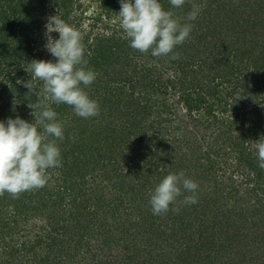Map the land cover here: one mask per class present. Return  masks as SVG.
<instances>
[{
    "label": "rangeland",
    "instance_id": "374dc122",
    "mask_svg": "<svg viewBox=\"0 0 264 264\" xmlns=\"http://www.w3.org/2000/svg\"><path fill=\"white\" fill-rule=\"evenodd\" d=\"M161 3L165 10L171 9L168 0H161ZM11 5H16V1ZM194 5L199 8V15L195 21L190 22L193 29L184 42L186 58L198 50V53L193 55V66L203 62L205 74L211 73L217 77L211 83L213 88L209 95L203 88H199L202 93L198 92L197 86H192L191 83L184 85L185 90H180L179 82L175 83L179 75V51H175V48L166 56L151 57L149 52L141 53L129 46L128 38L118 23L120 1L103 5L99 0H42V7L37 9L41 11L40 14L30 11L29 15L15 14L11 19V37L13 36L17 43L12 45V57L11 52L7 55L12 64L3 71L0 70V81H5L10 86L21 85L23 91L20 94L4 92L0 97V112L4 116L9 111L8 118L19 116L29 122L35 119L33 113L39 114L40 108L37 105L45 103L42 82L32 81L38 95L36 92L30 93L24 84L32 78L28 72L31 61L55 62L56 58L44 47L45 25L48 18L58 12L68 24L82 34L87 67L96 73L95 81L85 88V91L92 99L100 102L97 115L87 119L75 117L79 118V123H73L72 127L90 128L96 121H101V125L105 124V119L102 120L101 116L105 117L109 113L108 105L104 103L100 106L105 94H119L125 98V102L127 97L143 104L145 98L150 99L148 106L152 107L143 124L153 125L145 129V132L150 135L148 139H152L150 143L157 146L158 152L134 156L137 150L132 153L128 151L130 156H124L121 160L118 156H108L111 161L105 172L97 167L87 174V186L95 187L97 197H102V203L99 205L106 206L109 200L119 205L120 201L114 200L116 192L122 186L129 188L128 184L142 179L141 172L156 170V167L150 169L147 162L150 165H158L160 170L165 166L167 157H170L165 155L166 151L173 150V157L176 161L179 159L181 166L186 168L185 172L191 174L199 186L196 192L197 204L202 201L200 205L204 207L202 213L205 214L203 213L204 223L201 225L203 228L198 229L206 230L204 240L198 235L194 241L202 240L201 249L191 248L190 256L183 254L184 260L181 261L180 246H190V243L181 242L180 233H174L176 238L164 236L157 242L158 245L150 247L152 249L148 252H133L132 245L136 241L123 240L126 229L123 225L126 221L134 224L135 212H142V206L148 214L145 223L154 221L155 217L149 204L150 197L145 195L135 212L127 210L125 214V206H121L117 210L115 221L111 216H99V221L108 223L100 226L96 219L92 222L86 220V226L79 229L78 236L74 235L76 229L67 231L61 240H56V246L52 248L50 258L46 261L44 257L49 251L46 241L48 242L51 229L47 224L49 214L47 211L37 213L33 210L25 213L22 207L21 211H17L15 209H20L17 201L22 199L21 193L13 198L5 192L0 194V216H3L0 218V264H92V256L97 261L94 264H171L172 260H177L178 264H264V169L258 167L254 148L256 141L264 140V65L260 61V57L264 56V0H185L182 8L171 10L177 18L182 19L181 23H184L187 13L193 10ZM18 9L16 6L15 12ZM51 35L54 39L59 36L57 32H52ZM195 35L198 39L194 40ZM22 38H25V41L20 43ZM112 38L117 40L110 42ZM101 41H106L103 45L119 51H115V54L113 52L111 56L110 52L107 53L105 60L109 65L99 71L91 67V62L94 61V52ZM193 44L196 47H193ZM245 57L250 60L246 61ZM208 68L210 69L207 70ZM99 77L100 81L97 82ZM125 102L122 101L124 104H130ZM51 106L55 110L56 104ZM254 110L260 114L254 113ZM246 112L250 113L244 116ZM63 116L58 119L64 126L66 121H72L71 117ZM95 119L97 120L94 121ZM238 125L240 130H246L241 141L238 140V135L236 136L239 130L235 128ZM229 129L235 134L233 139H229ZM247 133L251 137H248ZM134 140L135 137H131V141ZM70 142L67 144L57 141L61 150L62 165L47 170L45 188L49 190L60 186L57 182L61 179L59 168L65 172L77 159L79 161L82 158L83 161L80 162L87 160V156H77L78 153L65 154V151H74ZM242 142L246 150L236 151ZM143 146L142 141L140 147ZM169 165L166 164L167 168H170ZM135 168L140 174L130 178H138H121V173ZM54 171L58 173L56 176L53 175ZM170 172L173 171L170 169ZM118 175L124 182L123 185L115 184ZM151 182L153 183H149L146 188H151V185L155 188L157 183L155 180ZM29 192L31 191L25 193ZM128 192L122 196L124 203L131 200L132 191ZM70 199V196H65L64 202L68 203ZM77 200L76 204L80 202L78 198ZM192 205L194 204H186L189 207ZM157 217L154 222L159 225V229H165L163 216ZM118 224L123 228H116ZM75 225L78 226L73 224ZM110 226L115 228L111 235L107 232ZM80 233L83 235L79 236ZM166 239H169L171 244L167 245ZM38 241L41 242L37 243ZM100 243H103L104 250H100ZM124 244L128 245L117 261L108 258V250L113 253L120 251ZM65 255L75 257L72 262L66 263L63 257ZM144 259L148 261L143 263ZM195 259L197 262H194Z\"/></svg>",
    "mask_w": 264,
    "mask_h": 264
},
{
    "label": "trees",
    "instance_id": "16d2710c",
    "mask_svg": "<svg viewBox=\"0 0 264 264\" xmlns=\"http://www.w3.org/2000/svg\"><path fill=\"white\" fill-rule=\"evenodd\" d=\"M13 1H16V5H11ZM99 1L103 5L104 4L108 5L113 1L116 3L120 0H112V1L99 0ZM16 6H18L19 9L15 12ZM41 7H42V0L0 1V70L3 71L5 67H8L12 64L11 59L8 58L9 56L7 55L9 52H11V57H12V48H13L12 45L14 43H17L13 39V36L11 37V32H13V28H12L13 21L11 19L13 15L21 14V16H26L27 14L29 15V13L31 12L40 14L41 11H38L37 9ZM178 19H180V21L182 20L179 17ZM208 32H210V30H208ZM195 39H198L196 35L194 36V40ZM116 40L117 39L112 38L110 42ZM24 41L25 38H22V40H20V43L21 42L23 43ZM103 42L106 41H101V43L100 42L98 43L96 52H94L95 55H93L94 61L91 62L92 63L91 67L99 71H102L103 68L109 65V62L105 60L106 54L110 52V56H111L113 52L115 54V51H119L112 47H107V45L105 44L103 45L102 44ZM192 46L196 47L195 44H193ZM175 51H179V65H178L179 75L177 76V80L175 81V83L179 82V84L181 85L180 90L181 91H183V89L185 90L184 85L187 83H191L192 86H197L196 90H198V92H201L199 88L200 89L203 88L206 90L205 93L209 95V93L213 88V86H211V83L215 81L217 77L211 75V73L205 74L206 73L205 69H203L205 63L203 62H198L199 64L197 66H193L194 65L193 63L195 62L193 55L198 53V50H196L192 56L186 58L187 50L185 44L183 43L181 45L176 46ZM150 56L153 57L151 54ZM244 59L246 61L250 60L249 57H245ZM260 61L261 64L264 65V56L260 57ZM16 63L18 64L19 62ZM209 69L210 68H208L207 70ZM127 77L131 78L129 76ZM99 81H100V77L98 78L97 82ZM131 87L133 88V86ZM9 91L11 93L19 92L20 94L23 91V87L21 85L10 86V84H8L7 82L0 81V97L4 92H9ZM206 94H204V96L207 98ZM104 96H105L103 98L104 101L103 103L100 104V106L102 107L104 103H107L109 110V113L105 117L101 116L102 120L105 119V124L101 125V121L97 122L96 121L97 119H95L94 121H96V123L93 124V127L90 128L81 127L75 129V126L72 127L73 123L74 124L79 123V118H75L79 116H76V114L73 113L74 111L72 110V108L66 104L56 105L55 111L58 113V117L64 115L71 117L72 120L69 122L67 121L65 122V126H64L65 138L62 141H60V143L67 142V144H69V141H71L70 143L73 145L72 149L74 151L71 152L65 151V154L78 153L77 156H82V155L87 156L86 158L87 160H85V162H80L83 161V159L80 158L79 161L77 159V162H73L71 164L72 166L68 168L65 172H62V169L59 168L58 173L59 175H61V179L58 180L57 182L59 183L60 186H57L55 189L49 190L44 186L39 189L30 190L31 192L29 193H25L26 192L25 191L20 195L22 199L24 198L26 199L23 201H21L22 199H19L17 201L20 207V209H15L17 211L18 210L21 211V207H22V209L25 210V213L28 210H33L37 213L41 211L44 212L47 211V214H49L47 215V219H48L47 224L51 226V229L49 231L48 242L46 241V246L49 249V251L47 252L49 254L46 253L44 257L46 261L49 260L50 258L51 255L50 252L52 251V248L56 246L55 245L57 243L56 240L58 239L61 240L62 237L66 235L65 233L71 229L74 230L76 229V232L74 231V235L76 234V236H78L79 229L85 228L86 220L92 222L93 220L96 219V221L100 222V226H102L103 223H108V221H102V222L99 221V216L101 217L111 216L113 221H115L117 210H119L121 206H125L123 209L125 214L127 210H133L135 212L140 205L142 197L145 195H148L150 197V193L152 192V190H154V186L152 185L151 188H146L149 183H153L151 182V180L153 181L155 180V182L158 184L166 175L170 173H179L181 171L184 172L186 177L191 178L193 180L191 174L189 175L188 172H185L186 168L181 166V162H179V159L176 161V158L173 157L174 156L173 154L175 152L169 149L166 151L165 155L170 157H167L166 161L164 162L165 166L161 167L160 170H158V165H153V164L150 165L149 162H147L150 169H152V167H156V170H152V172H149L151 170L141 172L142 179L141 178L137 179L136 182L133 181L132 184H128L129 188H123L122 186L118 190V192L115 191L117 195L114 196V200H119L120 201L119 205H117V203L115 204L113 201L110 200L108 201L109 205L108 204L106 206L99 205V203H102L101 202L102 197L100 196L97 197V194L95 192L96 190L95 187L92 188L87 186L89 183H88V179H86V176L89 172H92L93 169L95 170L97 167L101 169L102 172H105V168L108 166L109 161H111V158L108 156H116V157L118 156V159L121 160L123 159L124 156H130V154H128V151L132 153L133 151L137 150V154H135L134 156H145L147 155V153L152 154L153 152L154 153L158 152L157 146H155L154 144L152 145L150 143L152 139H148L150 135H147L148 132H145L146 131L145 129L151 128L153 125L144 126L143 124V120H145L146 115L149 114L150 110L152 109V107L149 108L148 106L150 99L146 100L145 98L144 99L145 104H143V102L139 101L140 102L139 103L138 101H134L133 98L130 97H127L125 102V98H123L119 94L114 95L112 93V94H105ZM122 101H124L125 103L129 102L130 104L129 105L124 104L122 103ZM97 102L99 105L100 103L99 100H97ZM253 112L256 113L257 115L260 114L257 110H254ZM8 113L7 115L3 116V113L0 112V120L6 121V119L8 118ZM249 113L250 112H246L243 115L245 116ZM231 126L233 128L235 127L234 124H231ZM231 126H229V128H231ZM235 129L239 130L236 136L238 135V140L241 141V139L244 138L243 134L246 133V130L245 131L240 130L241 128L239 129V125ZM230 131L231 129L227 131L229 134V139H233L235 137V134H233V131L232 132ZM251 131H253V129H251ZM247 136L251 137V135L248 133ZM131 137H135L136 140L131 141ZM143 139L146 141H144ZM142 141L144 142V146L140 147ZM239 144L240 145H238L236 151L238 150H239L238 152L245 151L246 148H244L243 145L244 142ZM95 156H99V157L95 158ZM167 163L170 164L169 165L170 168H167L166 166ZM170 169L173 172H170ZM58 173L57 171H54L53 175L56 176ZM138 174L140 173H137L135 168L134 170L127 169L125 172L121 173L120 176L121 178H128L130 180H135L138 177L136 178H130V177L137 176ZM120 176L118 175V181L115 182L116 185H123L124 183L122 179H119ZM75 187L76 189L74 190ZM128 191H132L131 200L130 202L124 203L122 200V196H125V194L129 193ZM78 192H79V196H78ZM65 196H70L71 198L68 203L64 202ZM77 198L80 201L78 202V204H76ZM136 203L138 206L136 205ZM200 203L198 204L196 203L190 207L186 206V204L183 203V196H182L177 199L174 205L170 206V208L171 207L178 208L179 209L178 212L169 210L167 213L161 215H154L153 216L155 217L154 221L158 219L157 216L159 217L163 216L162 220H164L166 224V226H164L165 229H159V225L156 224L154 221L150 223H145V219L148 218L147 217L148 214L143 210L144 207L141 205L142 207H140V209L142 210V212L140 210H137L135 212L134 224H131V222L129 224L128 221L124 222L123 226L126 229L124 232L123 240L131 239L132 241H136V243L132 245L131 250H133V252L139 251L144 253L152 249L150 247L158 245L157 242L159 243L161 241L160 239L163 238L164 236L168 238L169 237L176 238V235L174 233L176 234L180 233L182 240L181 242L185 241L190 243V246H184V247L180 246L182 252L179 253L182 255L179 256V259L182 261L184 260V258H182L183 254H187L188 256H190L189 253L191 252V248H196L200 250L201 247L203 246L201 245L202 242L201 239H198L196 242L194 241L195 237L197 238L198 235L203 240L205 237L206 228L203 230L201 229V231L200 229H198L199 227L203 228L201 225L204 223L203 215L205 214V212H203L204 214L202 213L204 207L200 205ZM28 205H32L33 207L28 208L27 207ZM205 207H207L206 209H208L206 203H205ZM78 210H81V212H78ZM109 213L111 214L107 216V214ZM1 217L3 216H0V218ZM85 217H87L88 219L87 218L85 219ZM119 217L120 215L118 216V218ZM73 222L78 224V226L77 227L76 225L73 226V224H75ZM123 226L121 224H118V226L115 227L116 228L121 227L122 229ZM114 229L115 228L113 226H110L107 229L109 235L113 233L111 231ZM80 234L81 235L79 236L83 235V233ZM104 237H106V235ZM168 241L169 239H166L167 245L171 244ZM39 242L41 241H38L37 243ZM100 244H101L100 250L102 249L104 250L103 243ZM127 245L128 244L122 245L121 250L114 253L110 252L111 250L110 251L108 250V252H106L108 253V258H113L112 260L117 261L122 256L124 249L126 248ZM205 249H209V248H205ZM151 253L152 252H149V254ZM63 257L65 262L67 263L68 261L72 262L73 261L72 258H74L75 256L65 255ZM146 261H148V259L146 260L144 259L143 263ZM96 262H97L96 259L94 258V256H92L90 263L94 264ZM172 262L177 263V260L175 261L172 260L171 264H173ZM194 262H197V259H195Z\"/></svg>",
    "mask_w": 264,
    "mask_h": 264
},
{
    "label": "clouds",
    "instance_id": "9594fccd",
    "mask_svg": "<svg viewBox=\"0 0 264 264\" xmlns=\"http://www.w3.org/2000/svg\"><path fill=\"white\" fill-rule=\"evenodd\" d=\"M120 3L118 23L129 46L141 53L150 52L153 57L166 56L183 44L193 29L190 22L199 15V8L194 5L187 13L186 22L181 23L171 9L182 8L185 0H168L169 10L164 9L161 0H120ZM45 27L44 47L56 58L55 62L31 61L28 72L32 78L24 84L30 93L38 95L32 81H41L45 103L37 105L40 112L33 113V122L19 116L0 120V194L7 192L13 198L22 192L44 187L47 170L62 165L57 141L65 138L64 124L51 105L66 104L85 119L99 111L98 102L85 91L95 81L96 73L87 67L82 34L58 12L48 18ZM52 32H57L58 38L54 39ZM254 148L258 167L264 169V140L256 141ZM198 187L183 171L166 175L150 193L153 215L169 210L178 212V208L170 206L182 196L183 203L196 204Z\"/></svg>",
    "mask_w": 264,
    "mask_h": 264
}]
</instances>
